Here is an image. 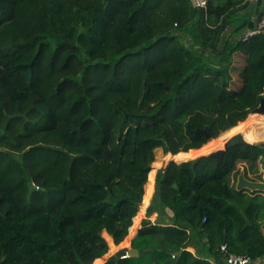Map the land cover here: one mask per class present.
Returning <instances> with one entry per match:
<instances>
[{
  "label": "trees",
  "instance_id": "obj_1",
  "mask_svg": "<svg viewBox=\"0 0 264 264\" xmlns=\"http://www.w3.org/2000/svg\"><path fill=\"white\" fill-rule=\"evenodd\" d=\"M251 2L0 0V264H102L139 225L157 148L173 156L140 256L103 264H226L224 244L264 264V190L237 187L264 183V146L174 159L208 142L198 129L239 131L264 98Z\"/></svg>",
  "mask_w": 264,
  "mask_h": 264
},
{
  "label": "water",
  "instance_id": "obj_2",
  "mask_svg": "<svg viewBox=\"0 0 264 264\" xmlns=\"http://www.w3.org/2000/svg\"><path fill=\"white\" fill-rule=\"evenodd\" d=\"M252 6H253V3L251 2L248 10L251 9ZM263 13H264V9L259 13L258 20L261 19ZM253 113L264 114V98L261 100L259 106L253 110ZM21 115H23L24 117L26 116V114H17V116H21ZM197 131H198V133H204L207 136L208 141H212L214 139L209 127H207L206 129H198ZM253 144H255V143L248 141L243 132H238V133L232 135L231 137H229L225 141L223 147L213 151L211 153V155L216 158L217 164L221 165L224 161V155H225L226 150H228L232 146H234V145L249 146V145H253ZM260 144L262 146H264V142H262ZM197 160H198L197 158L194 159V161L192 163L193 169L195 168ZM30 187H31V191H33L34 189L37 188V186L35 185L34 182L30 183ZM238 188L239 189L247 188L250 190H264V183L263 182L250 181V180L246 179L245 176L242 174L240 176ZM225 240H226V238H225ZM114 255H116L118 258H127V257H133L134 258V257H139L140 252L138 249L129 246L127 248L119 249ZM176 260H177V256L175 255L172 264H176Z\"/></svg>",
  "mask_w": 264,
  "mask_h": 264
},
{
  "label": "rangeland",
  "instance_id": "obj_3",
  "mask_svg": "<svg viewBox=\"0 0 264 264\" xmlns=\"http://www.w3.org/2000/svg\"><path fill=\"white\" fill-rule=\"evenodd\" d=\"M251 19H252V20L254 19V12H253V15H252ZM255 22H256V21H255ZM186 40L189 42V37L186 36ZM235 62H236V69L239 67L238 65H242V64H243V60H242V59H239L238 56L235 58ZM232 73L234 74V78H235L236 81H238V80L241 79L238 70L233 69V72H232ZM254 114H258V113H253V112H251V113L249 114V116L247 117L246 121L248 122L252 115H253V117H256V116H257V118H263V119H264V114H260V115H254ZM244 121H245V120H244ZM263 123H264V121H263ZM237 126H238V125H237ZM246 126H247V123H246L244 126L241 125V127L243 128V130L246 128ZM259 129L261 130V128H259ZM257 130H258V129H257ZM260 130H259V131H260ZM261 131H263V135H262V136L264 137V129H262ZM234 133H235V132H234L233 130H228L227 132L223 133L221 136L217 137L216 139L222 141V143L224 144V142H225L229 137H231ZM250 142H251V141H250ZM252 142H255V143H257V144H260V143L264 142V138L260 137V138H258L257 140L252 141ZM220 146H221V145H220ZM193 150H194V149H192V150H190V151H188V152H185V153H179V154H177V155L174 156V159L177 160V161H179V162H181V161L187 159L188 157H192V156L194 155V153L197 152V150H194V151H193ZM169 159H170V158L167 157V154L164 153V151H163L162 148H157V149H156V160L160 161V165H158V166L156 167V169H155V174H157V171H158L161 167H164V166H166V165L168 164V163H167L166 165H164L163 163H166V161L169 160ZM161 165H163V166H161ZM243 165H244V164H243ZM244 166H245V165H244ZM247 166H248V165H247ZM152 167H153V166H152ZM261 171H262V173H263V175H264V169H263V168H262ZM154 179L156 180V176L152 179V181H150V184H149V185H150V187H149L150 194H153V183H154ZM147 183H148V181H147ZM147 183H146V185H147ZM145 187H146V186H145ZM148 201H149V199H148V200H145V201L141 204L140 208L143 207V206H145L146 204H148ZM140 219H141V216L139 217V223H140ZM143 220H144V219H143ZM136 229H137V228H136ZM136 229L134 230V232L136 231ZM134 232H133V233H134ZM129 246H130L129 244H123V246H122L121 244H117V245H113V246H111L109 252H108V253L105 255V257H104L103 262L107 259L108 256L114 255L119 249L127 248V247H129ZM148 261H149V258H147V257L137 259V262H138V263H146V262H148Z\"/></svg>",
  "mask_w": 264,
  "mask_h": 264
},
{
  "label": "crops",
  "instance_id": "obj_4",
  "mask_svg": "<svg viewBox=\"0 0 264 264\" xmlns=\"http://www.w3.org/2000/svg\"><path fill=\"white\" fill-rule=\"evenodd\" d=\"M252 3H253V6H252V8L251 9H253L254 10V19L251 21V24H252V26L253 27H255L256 25H257V22H258V15H259V13L264 9V0H255V1H252ZM256 21V22H255ZM240 123V122H239ZM264 123L263 122H261V127H259V128H261V130L262 129H264ZM263 126V127H262ZM236 127V126H235ZM258 128V130H257V138H260V137H262V138H264L262 135H263V131H261L260 129ZM233 129V128H232ZM231 130V129H230ZM260 130V131H259ZM239 131H235V133L234 134H236V133H238ZM233 134V135H234ZM245 135V134H244ZM247 135V134H246ZM258 136H260V137H258ZM214 139H216V138H214ZM213 139V140H214ZM252 142V141H251ZM225 143V142H224ZM253 143H255V142H253ZM223 145L224 144H222L221 146L220 145H218L217 146V144L216 145H214V144H211V141H208L206 144H204L202 147H200V148H197V149H194V150H197L198 152L197 153H195V155H193L192 157H188L187 159H185V160H183V161H187V160H190V159H196V158H198V157H200V156H204V155H208V154H211L213 151H215V150H217V149H219V148H222L223 147ZM193 150V151H194ZM170 156H173V155H170ZM168 158H170L169 160H167L166 161V163H163L164 165H166L170 160H172V157H168ZM245 165V164H244ZM243 164H240V167L242 168V169H244L245 168V166H244ZM161 166H163V165H161ZM155 176H156V174H155ZM263 177H264V175H263ZM238 187V186H237ZM154 192H155V179H154V183H153V194H152V197H153V195H154ZM152 197H151V199H150V201L148 202V204H146L145 206H143V207H141L140 208V214H141V219H140V223H139V225L137 226V229H136V231L134 232V234L131 236V238H130V240H129V245L132 247V239L136 236V234H137V232H138V230L141 228V226H142V221H143V219H145V218H147V208H148V206L150 205V203H151V200H152ZM138 212V213H139ZM150 219L153 221V222H155L157 219H158V213H154V214H152L151 216H150ZM133 225H134V219H133ZM132 225V226H133ZM131 226V227H132ZM129 233H130V229H129ZM128 237V236H127ZM126 237V238H127ZM122 246H123V244H125L124 242H121L120 243ZM113 245H117V244H115L114 243V241H113ZM190 250H192V251H194V249L193 248H190ZM112 256V255H111ZM110 256H108L107 257V259L109 258ZM106 259V260H107ZM105 260V261H106ZM104 261V262H105ZM103 262V263H104ZM263 262H264V260H263ZM102 263V264H103Z\"/></svg>",
  "mask_w": 264,
  "mask_h": 264
},
{
  "label": "built area",
  "instance_id": "obj_5",
  "mask_svg": "<svg viewBox=\"0 0 264 264\" xmlns=\"http://www.w3.org/2000/svg\"><path fill=\"white\" fill-rule=\"evenodd\" d=\"M250 1H255V0H250ZM192 2L194 6L203 7V8H206L208 4V0H192ZM263 29H264V13L261 19L258 20L257 25L255 27H252L246 30L244 38L247 40L250 37L260 33ZM221 250L226 253V264H255L257 263V261L254 260L249 255L227 253V247L225 244L221 246Z\"/></svg>",
  "mask_w": 264,
  "mask_h": 264
},
{
  "label": "bare ground",
  "instance_id": "obj_6",
  "mask_svg": "<svg viewBox=\"0 0 264 264\" xmlns=\"http://www.w3.org/2000/svg\"><path fill=\"white\" fill-rule=\"evenodd\" d=\"M254 115H260V114H254ZM263 121H264L263 118H257V116L256 117H253V115H252L248 122L245 120V121H241L239 123V132H243L245 134L246 139L248 141H255V140L258 139L257 138V134H256L257 133V129L259 127H261V122H263ZM246 123H247V126L243 130V128L241 127V125L244 126ZM258 137H260V136H258ZM211 144H214V145L217 144V146H218V145H222L223 143H222V141H220L218 139H214V140L211 141ZM197 152H195V153H197ZM195 153H194V155H195ZM170 155H172V153H169V156L168 157H172Z\"/></svg>",
  "mask_w": 264,
  "mask_h": 264
}]
</instances>
